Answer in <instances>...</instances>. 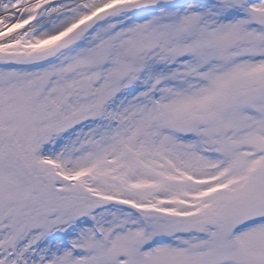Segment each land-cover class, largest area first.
Masks as SVG:
<instances>
[{
    "label": "snow or ice",
    "instance_id": "6c2138e0",
    "mask_svg": "<svg viewBox=\"0 0 264 264\" xmlns=\"http://www.w3.org/2000/svg\"><path fill=\"white\" fill-rule=\"evenodd\" d=\"M0 264H264V0H0Z\"/></svg>",
    "mask_w": 264,
    "mask_h": 264
}]
</instances>
